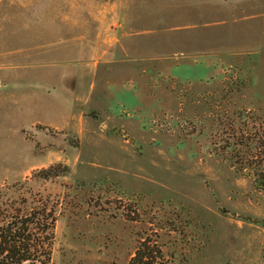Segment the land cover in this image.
I'll use <instances>...</instances> for the list:
<instances>
[{
	"label": "rangeland",
	"instance_id": "1",
	"mask_svg": "<svg viewBox=\"0 0 264 264\" xmlns=\"http://www.w3.org/2000/svg\"><path fill=\"white\" fill-rule=\"evenodd\" d=\"M81 1L57 0L76 14L101 11ZM102 1L103 36L87 37L63 76L107 80L104 94L81 109L60 79L0 86L12 94L0 99L1 211L55 208L49 264H130L146 239L162 264H264V192L214 146L235 113L264 120L260 32L210 18L218 0ZM52 2L0 0L1 40L52 28ZM229 33L251 60L208 55ZM143 40L157 50L129 51Z\"/></svg>",
	"mask_w": 264,
	"mask_h": 264
},
{
	"label": "crops",
	"instance_id": "2",
	"mask_svg": "<svg viewBox=\"0 0 264 264\" xmlns=\"http://www.w3.org/2000/svg\"><path fill=\"white\" fill-rule=\"evenodd\" d=\"M65 2H57V0H53L52 3H49L53 7L51 8L53 13L52 11L49 12L52 13L49 15L51 18L49 19L51 21L53 20V27L48 30H32L28 34H23L22 36H19V38L9 41H7V39L1 40V37L6 38L7 33L3 32L4 34H2L0 32V86L7 84L6 82L9 81H22L25 83L31 82L30 80L48 81L60 79L58 81L64 85V92L71 96L75 104L78 100L84 101V105L79 106L81 109H84L88 106V104L86 105V102L91 100L93 96L97 99L101 94L106 92L105 85H108L109 81L71 80L70 73L68 74V71V75L65 74L66 76H63L65 72L63 70H65L68 66L71 67V65H73L71 62L73 60L71 56L72 52L80 54L87 53L89 49V41L86 39L87 37L103 36V23L105 19L101 7L103 6V1H81L86 4H94L97 6L96 9H101L100 12L94 15L92 13L76 14L74 12H70L69 10L67 11ZM59 6H61V8ZM117 14L118 7L117 11L116 8L114 9L112 16V21L114 22L113 25L116 27L112 29L113 36H121L119 34V29L121 28L119 23L120 18ZM208 14L213 20L224 21L223 26L231 25L230 28H232L237 25V27H242V31L244 32L246 30L245 26H248L247 30H252L256 33L260 32L259 36H262L264 40V0H218V3H215L210 7ZM73 22L75 24H73ZM115 22H117V24H115ZM92 24L94 25L93 28ZM134 32L131 30V33L134 34ZM230 33L227 36H229ZM231 35L227 45H223L225 50L207 52L208 55L213 54L215 57L218 56L222 62L230 64H234L238 61L241 62L244 58L251 60L254 53H251L246 48L239 49L242 47V44L239 45L238 43H241L242 41L233 40ZM128 36H130V34H128ZM82 37L85 39L81 40ZM72 38L79 39L77 41H73ZM235 43L237 45H235ZM235 46L237 48H235ZM9 47L10 49H8ZM128 47L129 51L133 52H150L152 50H157L153 49L154 44L147 42V40H143L142 43L138 45L136 42H128ZM161 50L163 49L160 48V51ZM259 51L264 52V45ZM9 53H12V55ZM7 56H10V58L14 57V60L10 62L7 60L4 61V57ZM80 67V69L85 70L86 66L81 64ZM51 83L54 84V81ZM98 85H100V87H98ZM32 89L39 90L37 88ZM55 89L56 88L54 87H52V89L47 88V93L45 94L54 98ZM10 95L12 94L8 93L7 95L0 90V99L3 100L4 97H8ZM73 127H75L74 123ZM91 127L96 126L91 125Z\"/></svg>",
	"mask_w": 264,
	"mask_h": 264
},
{
	"label": "trees",
	"instance_id": "3",
	"mask_svg": "<svg viewBox=\"0 0 264 264\" xmlns=\"http://www.w3.org/2000/svg\"><path fill=\"white\" fill-rule=\"evenodd\" d=\"M228 118L214 143L215 152L253 180L264 192V120H254L245 112ZM239 121V122H238ZM25 202H23L24 204ZM48 201H38L29 212L11 207L12 214L0 209V264H49L55 240L56 210ZM163 251L157 242H140L130 264H162Z\"/></svg>",
	"mask_w": 264,
	"mask_h": 264
}]
</instances>
